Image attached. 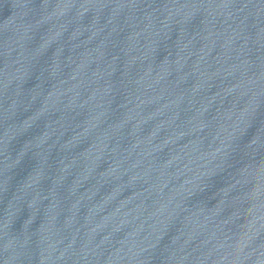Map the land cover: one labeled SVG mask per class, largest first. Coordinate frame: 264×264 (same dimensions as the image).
<instances>
[{
    "label": "water",
    "instance_id": "95a60500",
    "mask_svg": "<svg viewBox=\"0 0 264 264\" xmlns=\"http://www.w3.org/2000/svg\"><path fill=\"white\" fill-rule=\"evenodd\" d=\"M0 264H184L141 0H0Z\"/></svg>",
    "mask_w": 264,
    "mask_h": 264
}]
</instances>
